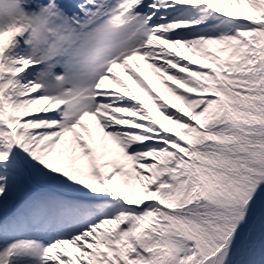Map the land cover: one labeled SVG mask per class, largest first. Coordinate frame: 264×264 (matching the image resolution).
I'll return each instance as SVG.
<instances>
[{
  "label": "snow or ice",
  "instance_id": "snow-or-ice-1",
  "mask_svg": "<svg viewBox=\"0 0 264 264\" xmlns=\"http://www.w3.org/2000/svg\"><path fill=\"white\" fill-rule=\"evenodd\" d=\"M5 11L0 264H264V0Z\"/></svg>",
  "mask_w": 264,
  "mask_h": 264
},
{
  "label": "rangeland",
  "instance_id": "rangeland-1",
  "mask_svg": "<svg viewBox=\"0 0 264 264\" xmlns=\"http://www.w3.org/2000/svg\"><path fill=\"white\" fill-rule=\"evenodd\" d=\"M172 50L174 51V49H172ZM149 84H150V86H153L151 81H149ZM153 91L156 92L157 95H159L162 100H163V97H166V98L169 97V102L179 103L178 101H174V98L171 97V95L168 94L167 91L163 90L162 86H153ZM137 95L143 102L148 103V106L150 107V110H152L154 112L156 111L154 108H151V103H150V101L148 100L147 96L144 93H141V94L137 93ZM156 114L158 115L157 118L162 119L161 117H159V113L158 112H156Z\"/></svg>",
  "mask_w": 264,
  "mask_h": 264
},
{
  "label": "clouds",
  "instance_id": "clouds-1",
  "mask_svg": "<svg viewBox=\"0 0 264 264\" xmlns=\"http://www.w3.org/2000/svg\"><path fill=\"white\" fill-rule=\"evenodd\" d=\"M0 20H2L4 23H10L15 20V16L5 11L0 13Z\"/></svg>",
  "mask_w": 264,
  "mask_h": 264
},
{
  "label": "bare ground",
  "instance_id": "bare-ground-1",
  "mask_svg": "<svg viewBox=\"0 0 264 264\" xmlns=\"http://www.w3.org/2000/svg\"><path fill=\"white\" fill-rule=\"evenodd\" d=\"M126 79H127V78H126ZM129 83H131V82H129ZM132 87H133V88L136 90V92H137V93H139V94H141V93H142V92H141V91H140L138 88H136V86H135V85H132ZM163 90H165V89H163ZM165 91H166V90H165ZM138 98H139V97H138ZM164 100H167V101H169V97H168V98L164 97ZM141 101H142V100H141ZM142 102H143V101H142ZM144 103H145V102H144ZM145 106H146V107H149L147 103H145ZM149 109H150V108H149ZM151 111H152V110H151ZM152 113H153V115H154V116H156V117H157V115H156V113H155V112H153V111H152Z\"/></svg>",
  "mask_w": 264,
  "mask_h": 264
}]
</instances>
